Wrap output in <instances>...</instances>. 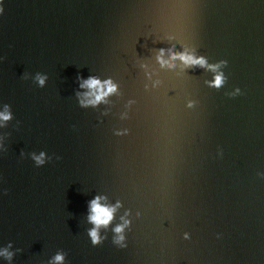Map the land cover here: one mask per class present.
<instances>
[{
    "label": "water",
    "instance_id": "95a60500",
    "mask_svg": "<svg viewBox=\"0 0 264 264\" xmlns=\"http://www.w3.org/2000/svg\"><path fill=\"white\" fill-rule=\"evenodd\" d=\"M5 105L0 264H264V0H0Z\"/></svg>",
    "mask_w": 264,
    "mask_h": 264
},
{
    "label": "clouds",
    "instance_id": "9594fccd",
    "mask_svg": "<svg viewBox=\"0 0 264 264\" xmlns=\"http://www.w3.org/2000/svg\"><path fill=\"white\" fill-rule=\"evenodd\" d=\"M163 51V49H161ZM173 58H179L185 64H192V65H200L204 66L206 64V60L203 57H194L191 54L186 53H176L173 54ZM158 59H160L158 57ZM161 63H165L161 60ZM219 64H227V61L222 60ZM218 65H210L209 67L215 69ZM37 82L39 85H43L45 82V77L37 74L36 76ZM81 83L79 85L80 88H86L88 91L84 93L86 97H90L89 99H82L80 103L82 105L92 104L95 105L96 103L102 101L106 96L112 94L116 91V85L112 83L110 79L107 80H100L97 77L89 76L88 78H80ZM225 81V77L223 73H216L213 80L210 81V85L216 88H219ZM240 89L237 87L234 89L232 93H229L230 96H235L240 94ZM79 95V94H78ZM11 119V113L8 111V105H5V110L0 112V120L8 121ZM44 153H40L39 156L33 154V159L36 161L38 165L44 163ZM59 159V157H57ZM6 191V190H5ZM101 197H95L89 201V215L88 220L93 225L91 229L88 231V235L91 238V243L93 245H98L102 242V238L99 235V229L101 227H106L111 220L113 219V214L116 210L115 206H107L102 205L100 203ZM118 206V205H117ZM128 221L125 220L123 225H117L114 229V232L117 233L113 238V243L118 247L125 246V237L121 234L123 232L124 225H127ZM219 235V234H217ZM185 238H188V234L185 233ZM0 255H4L6 259H11L12 253L8 252L6 249L3 252H0ZM63 255L57 253L53 258L54 264H62Z\"/></svg>",
    "mask_w": 264,
    "mask_h": 264
}]
</instances>
